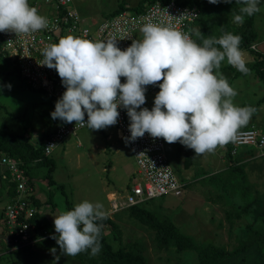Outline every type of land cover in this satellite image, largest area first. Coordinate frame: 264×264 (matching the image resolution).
Wrapping results in <instances>:
<instances>
[{
    "label": "rangeland",
    "instance_id": "obj_1",
    "mask_svg": "<svg viewBox=\"0 0 264 264\" xmlns=\"http://www.w3.org/2000/svg\"><path fill=\"white\" fill-rule=\"evenodd\" d=\"M30 1L43 4L46 0ZM145 1L73 0V7L83 18L96 25L115 11L120 3L124 2L129 8V14H132L133 8ZM261 3L262 0L260 11L255 14L254 25L258 39H264V7ZM227 21L224 16L218 18L213 33L216 34ZM244 54L246 66L250 68L254 54ZM230 67L232 66L225 60L219 72L238 93L233 100L234 104L255 109L248 124L241 128L263 127L264 81L253 69L248 75H244ZM145 98L146 102L141 109L151 110L155 97L146 94ZM54 107L55 104L51 103L46 94L28 88L19 76L15 64L0 57V124L7 125L17 133L32 135L31 142L38 144L52 119ZM165 143L170 165L184 185L183 196L178 198L167 195L148 201L146 208L161 219L170 218L183 234L192 236L200 246L214 244L233 251L239 244L234 230L241 225H247V220L243 218L239 221H227L232 209L226 208L224 199L205 181L207 176L226 174L229 171L226 145L218 146L213 152L196 155L193 149L180 142ZM243 152L245 153L240 165L245 166L248 175L246 183L252 182L255 184L253 186L264 190V159H260L264 155L253 149ZM49 158L53 161L51 166H34L29 169V177L33 179L36 196L42 201L37 215L43 216L48 224L52 222L54 232V218L62 212L72 210L76 204L85 200L94 204L99 202L103 204L108 217L118 226L121 241H116L114 234L106 228L108 239L115 249L127 243L139 242L145 246L147 264H199L195 252L178 254L173 249H160L155 241L156 232L133 218L130 209L113 208L115 203L128 196L130 188L139 181L133 154L125 141L118 137L116 130L109 127L102 130L84 128L58 146ZM188 161L189 167L186 169L185 164ZM4 173L5 166L0 164V264H80L77 257L66 256L60 249L53 252L41 244L34 247L29 245L27 249L14 252V245L2 219V212L10 201ZM50 180L52 183H49ZM259 196L260 201L255 206L257 211L264 207L261 202L264 200V192L259 193ZM250 208L254 207L250 205ZM256 227H263L262 222ZM46 240L47 238L43 241ZM50 243L51 241L45 245ZM257 256L261 260L260 253L252 248L233 257L228 263L259 264Z\"/></svg>",
    "mask_w": 264,
    "mask_h": 264
},
{
    "label": "clouds",
    "instance_id": "obj_2",
    "mask_svg": "<svg viewBox=\"0 0 264 264\" xmlns=\"http://www.w3.org/2000/svg\"><path fill=\"white\" fill-rule=\"evenodd\" d=\"M208 2L215 5L232 0ZM260 2L236 0L242 5L241 14L234 15L233 22L243 24L245 15L251 17L260 11ZM191 16L185 13L178 19ZM47 27V18L39 15L28 0H0V32L28 35ZM140 31L142 39L133 40L124 51L114 38L91 41L72 35L43 49L42 65L55 69L66 87L51 113L52 119L102 130L117 123L118 108L123 107L130 118L129 141L148 133L169 144L180 142L196 155L235 142L239 129L248 124L255 109L234 104L238 93L219 69L226 60L242 74H249L240 49L241 37L229 32L218 39L203 38L198 28L184 32L170 24L151 22ZM192 35L202 39V44ZM121 77L126 83H121ZM160 81L154 107L141 109L146 102L145 86ZM107 218L103 204L87 200L55 217L58 235L53 238L60 252L66 256L89 250L93 256L99 254L103 228L99 222Z\"/></svg>",
    "mask_w": 264,
    "mask_h": 264
},
{
    "label": "built area",
    "instance_id": "obj_3",
    "mask_svg": "<svg viewBox=\"0 0 264 264\" xmlns=\"http://www.w3.org/2000/svg\"><path fill=\"white\" fill-rule=\"evenodd\" d=\"M28 3L37 8L39 15L47 18L48 27L28 35H16L10 31L0 32L1 54L15 64L19 76L27 86L43 92L55 103L62 97L66 87L55 69L42 65L44 59L42 51L58 43L62 37L72 35L91 41H106L114 38L117 41V47L124 51L131 46L133 40L142 39L140 29L146 23L170 24L176 30L189 32L191 29L198 28L196 23L200 17L197 8L179 4L175 0L166 4L158 1L146 5L143 12L133 11L129 14L126 11L94 25L83 18L73 7V0H46L43 4L32 3L28 0ZM185 13L194 16L178 19ZM194 37L195 35H192L195 41ZM251 50L257 51L258 49L252 45ZM162 82L145 86V95L156 97L160 91L159 84ZM121 83H126V78L121 77ZM118 112L117 123L109 128L117 131L118 137L125 141L133 154L139 181L130 188L128 196L115 203L113 208L125 210L167 195L182 197L184 185L170 165L165 140L153 138L145 133L143 137L129 141L127 138L131 135L128 130L130 118L127 110L120 107ZM86 122L87 114L85 113ZM84 128L87 127L76 125L75 122L56 124L44 142L43 156L50 157L58 146L69 137L76 136ZM39 142L35 144L36 147ZM51 145L56 146L49 150L48 147ZM231 147L233 156H237L243 150L252 149L264 155V126L239 129L237 140L231 142ZM0 164L5 166L3 178L6 182L8 181L6 191L10 199L2 212V219L14 245V252L27 249L29 245L37 246L47 236L38 234L32 223L39 213V207L34 202L38 199L34 184L29 182L30 178L26 175L22 161L0 154ZM10 192H14L12 196L9 195Z\"/></svg>",
    "mask_w": 264,
    "mask_h": 264
},
{
    "label": "trees",
    "instance_id": "obj_4",
    "mask_svg": "<svg viewBox=\"0 0 264 264\" xmlns=\"http://www.w3.org/2000/svg\"><path fill=\"white\" fill-rule=\"evenodd\" d=\"M158 1L166 4L173 0H146L145 3H141L134 7L133 11L136 13L143 12L146 5L154 4ZM175 1L179 4L197 8L199 10L200 17L196 23V27H198L202 35H204L203 38L213 37L218 39L223 34L229 32L234 35H239L241 37V51L245 50L256 56L255 61L249 69L257 71L258 77L264 81V56L251 50V46L256 40V33L254 30L255 14L251 17L245 15L244 23L236 24L233 22V17L234 15L241 14L240 7L242 5L237 4L236 6L235 0L231 3L221 2L215 5L209 3L208 0ZM128 9L129 8L124 2L120 3L119 7L108 15L107 18L120 15L128 11ZM222 16L226 17L228 21L222 25L220 30L215 34L213 33V29H215L217 25L216 21ZM194 38L196 43L202 44V39H199L196 36ZM0 57L7 60L1 54V41ZM28 88L30 87L28 86ZM51 103L56 104L52 100ZM58 123L65 122L59 119H51L48 122V127L45 129L38 147L31 142L32 135L17 133L10 129L7 125L0 124V154L22 161L26 170V175L28 176L30 174L29 169L34 166H51V164H53L52 159L43 156V145L52 132L54 126ZM226 147V156L229 160V171L226 174L218 173L207 176L205 181L207 180V185L213 187L218 195L224 199L226 208L232 209L230 210L231 214L227 217V221L231 222L232 219L239 221L243 218L247 220V225H241L234 230L239 240V244L236 249L228 251L226 247L214 244H209L206 247L200 246V244L195 242L192 236L183 234L170 218L161 219L156 213L146 208L145 205L147 203L141 206L129 208L130 213L133 218L156 232L155 241L160 249H173L178 254H182L187 251L195 252L197 254L199 264H221L227 259L246 253L252 248H255L260 253L262 264H264V207L262 210L258 211L257 207H255L256 203L260 201L259 193L264 192V190L257 188V186H253L255 184L252 182L250 184L246 183L248 175L245 171V166L240 165L245 152L242 151L237 156H233L231 154V142L226 144ZM260 159H264V157ZM51 174L52 171L50 172V175ZM29 182L34 184L32 178L29 179ZM49 183H52V181L50 180ZM13 193L10 192L9 195L12 196ZM34 202L36 206H41L38 199ZM261 202L264 204V200ZM244 203H246V205H244ZM250 205L254 208L251 209ZM39 216L40 215H37L32 220V223L35 225L36 232H38V234L41 236H47V242L42 241L40 244L42 246H46L48 249L58 250L59 246L53 238L58 234H55L52 227L44 221L43 216ZM261 222L263 227L257 229L256 226L261 224ZM99 223L103 225L100 233V243L102 245L101 250L99 254L95 256L90 254V250L76 255L75 257L80 260V264H147V258L145 256L146 249L142 243H127L125 246L121 245L115 249L108 239L106 228L114 234V239L116 241H121L118 226L110 217L100 221ZM50 241L51 243L49 245H45Z\"/></svg>",
    "mask_w": 264,
    "mask_h": 264
},
{
    "label": "crops",
    "instance_id": "obj_5",
    "mask_svg": "<svg viewBox=\"0 0 264 264\" xmlns=\"http://www.w3.org/2000/svg\"><path fill=\"white\" fill-rule=\"evenodd\" d=\"M262 6L264 7V0H262ZM262 12V11H261ZM263 13H264V9H263ZM254 25H255V18H254ZM254 30H255V27H254ZM255 33H256V40L254 41V43H253V45L254 46H256L257 47V51H254V52H256V53H258V54H260V55H262V56H264V39H258V34H257V32L255 31ZM243 52H247V51H245V50H242ZM253 51V50H252ZM250 54H252V53H250ZM253 55V54H252ZM254 56V59L252 60V62H254L255 61V59H256V56L255 55H253ZM245 58V57H244ZM246 60V59H245ZM39 199H40V197H38ZM38 199V200H39ZM40 203H42V201L40 200ZM50 227H52L53 228V225H52V222H50ZM255 249V248H254ZM257 258L259 259V257L257 256ZM231 259H233V258H229V259H227L226 261H224L223 263H221V264H230V263H228ZM259 264H262V261L259 259Z\"/></svg>",
    "mask_w": 264,
    "mask_h": 264
},
{
    "label": "water",
    "instance_id": "obj_6",
    "mask_svg": "<svg viewBox=\"0 0 264 264\" xmlns=\"http://www.w3.org/2000/svg\"><path fill=\"white\" fill-rule=\"evenodd\" d=\"M189 162L190 161H188L187 164H185L186 169L189 167Z\"/></svg>",
    "mask_w": 264,
    "mask_h": 264
},
{
    "label": "flooded vegetation",
    "instance_id": "obj_7",
    "mask_svg": "<svg viewBox=\"0 0 264 264\" xmlns=\"http://www.w3.org/2000/svg\"><path fill=\"white\" fill-rule=\"evenodd\" d=\"M179 159H180V161H181V158L179 157ZM185 161V160H184ZM179 164H180V162H179ZM184 164H185V162H184Z\"/></svg>",
    "mask_w": 264,
    "mask_h": 264
}]
</instances>
